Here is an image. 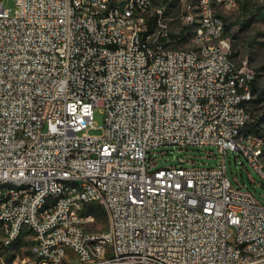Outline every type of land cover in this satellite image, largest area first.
Returning a JSON list of instances; mask_svg holds the SVG:
<instances>
[{"label": "built area", "instance_id": "2783aa9c", "mask_svg": "<svg viewBox=\"0 0 264 264\" xmlns=\"http://www.w3.org/2000/svg\"><path fill=\"white\" fill-rule=\"evenodd\" d=\"M144 1L13 0L11 9L0 0V181L27 180L26 189L0 188L1 242L33 226L35 264L49 263L43 255L62 264L68 251L78 264H264V200L237 176L233 183L224 163L227 151L241 154L264 185L254 150L231 140L241 130L254 142L243 96L256 72L246 58L227 68L223 45L204 46V58L196 47L187 52L166 34L174 19L157 22L159 5L156 19L141 23L133 4ZM201 6L203 28L186 34L185 12L179 35L225 34L216 0ZM231 80L246 91H232ZM161 145H213L221 164L187 167L178 158L153 168ZM45 190L53 218L34 221V198ZM86 198L105 204L101 234L91 233L94 220L79 228L73 212L63 219V206Z\"/></svg>", "mask_w": 264, "mask_h": 264}, {"label": "rangeland", "instance_id": "374dc122", "mask_svg": "<svg viewBox=\"0 0 264 264\" xmlns=\"http://www.w3.org/2000/svg\"><path fill=\"white\" fill-rule=\"evenodd\" d=\"M197 0H154V7L164 8L165 16L173 18L172 36H180V46H191V37L179 35L182 32V24H180V15L184 14L189 5L196 3ZM4 8H13V0H2ZM224 21L225 34L231 38L232 55L237 62L240 58H246L252 68H254L255 82L253 85V100L249 105L252 118H264V0H239L236 7L225 10L221 13ZM188 29V30H187ZM179 31V32H178ZM191 34L189 28L186 27V34ZM92 119L95 125L99 126L103 123L102 108L96 106L92 111ZM261 132L264 133V124H262ZM91 133H98V130H91ZM264 141V137L262 136ZM151 157H154L152 163L153 168L171 165L177 162L178 158L188 159L190 166H209L214 167L221 164L222 154L217 151L213 145L205 146H158L152 149ZM226 174L234 183V177L244 183V187L250 190L258 200H264V185L260 184V180L251 168L245 158L238 153L227 151L224 159ZM249 178L252 180L249 181ZM95 219L93 227L103 229L107 226V219L102 208L94 207L92 209ZM30 232L23 231L22 234L13 242L6 246L1 242L2 232L0 224V264H12L16 260V264H35L34 256L29 250ZM62 264H78L73 254L68 251L66 259Z\"/></svg>", "mask_w": 264, "mask_h": 264}, {"label": "bare ground", "instance_id": "6f19581e", "mask_svg": "<svg viewBox=\"0 0 264 264\" xmlns=\"http://www.w3.org/2000/svg\"><path fill=\"white\" fill-rule=\"evenodd\" d=\"M204 0H197L196 3L189 5L186 12L188 16L187 28L191 34H197V31L204 26V16L202 14L201 3ZM239 0H216V10L218 12H224L236 7ZM154 0H145L141 4H133V12L138 13V20L141 23H148L150 20L156 19V7ZM92 6H99V0H92ZM185 14V13H184ZM165 16L164 8L158 7L157 22H164ZM188 30V29H187ZM179 32V31H178ZM213 33H220V26H213ZM167 36H172L171 26L166 27ZM188 34V33H187ZM181 41V37L177 36V44ZM191 46L186 47L187 52H195L197 58H204V46L215 47L223 45V52H225V63L227 68H239V62L235 60L232 55L231 38L226 34H220L219 36L206 37L204 40L201 37H191ZM227 42V43H226ZM116 48H123V41H116ZM250 68L252 66L250 65ZM232 91H246V84L240 83V80H231ZM253 100V93L250 96H243V103H251ZM254 133V142H247V137H242L241 130H233L231 133L232 143H238L239 151L254 150V162L255 170L260 173H264V141L262 136L258 133ZM61 182H69V175H61ZM0 188H4L5 191H18L27 188V180L24 179H12L1 180ZM53 205L52 190H45L38 198H34V221H41V218H53V211H47L50 206ZM94 207H101L105 213L107 219V225H109V214L105 211V204L102 203V199L86 198V203L79 204H67L63 206V219H71V213L73 212V218H81L73 220V227L88 228L89 220H94L95 216L92 212ZM1 227L3 226V219H0ZM94 224V223H93ZM91 225L92 234H101L103 229H96ZM5 228H14V219L5 218ZM24 231V227L16 228V237H10L4 241V245L9 246ZM26 231L33 235V226H26ZM36 247V240H29V248ZM43 262H49L48 264H57L51 262V255H43Z\"/></svg>", "mask_w": 264, "mask_h": 264}, {"label": "trees", "instance_id": "16d2710c", "mask_svg": "<svg viewBox=\"0 0 264 264\" xmlns=\"http://www.w3.org/2000/svg\"><path fill=\"white\" fill-rule=\"evenodd\" d=\"M227 28H228L227 26L224 27V30ZM252 92H253V87H252ZM259 119H260V117L259 118H252V120L246 124L244 131L260 133L261 132L260 130L262 128V124H264V118L262 120H259ZM262 134H263L262 136L264 137V133H262Z\"/></svg>", "mask_w": 264, "mask_h": 264}]
</instances>
